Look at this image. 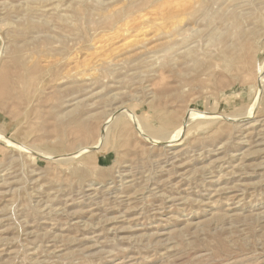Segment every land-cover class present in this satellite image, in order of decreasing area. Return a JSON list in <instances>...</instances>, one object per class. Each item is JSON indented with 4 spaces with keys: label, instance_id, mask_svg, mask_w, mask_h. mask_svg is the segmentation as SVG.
<instances>
[{
    "label": "rangeland",
    "instance_id": "374dc122",
    "mask_svg": "<svg viewBox=\"0 0 264 264\" xmlns=\"http://www.w3.org/2000/svg\"><path fill=\"white\" fill-rule=\"evenodd\" d=\"M0 264H264V0H0Z\"/></svg>",
    "mask_w": 264,
    "mask_h": 264
},
{
    "label": "bare ground",
    "instance_id": "6f19581e",
    "mask_svg": "<svg viewBox=\"0 0 264 264\" xmlns=\"http://www.w3.org/2000/svg\"><path fill=\"white\" fill-rule=\"evenodd\" d=\"M159 130H160V129H159ZM156 131H157V130H156ZM160 131H161V130H160ZM160 131H157L156 133H157V134H160V135L163 134V133L160 132ZM166 132H167V131H166ZM169 133H171V132H169ZM164 137H165V136H164ZM174 137H175V136H174ZM152 139H153V138H152ZM164 140H165V139H164ZM168 140H169V139H168Z\"/></svg>",
    "mask_w": 264,
    "mask_h": 264
}]
</instances>
